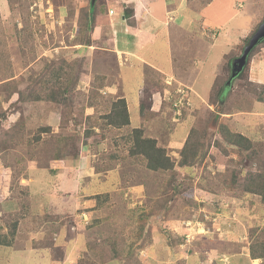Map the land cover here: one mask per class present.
<instances>
[{"label": "rangeland", "instance_id": "1", "mask_svg": "<svg viewBox=\"0 0 264 264\" xmlns=\"http://www.w3.org/2000/svg\"><path fill=\"white\" fill-rule=\"evenodd\" d=\"M127 1L95 0V10L105 4L92 34L95 44L113 38L108 27L100 26L106 24L105 11L115 9L119 16L125 15ZM214 1L187 0V12L174 23L175 41L159 48L162 56L175 55L180 66L188 64L190 72L180 76L197 83L199 96L185 86L179 89L178 93L185 91L186 105L178 116L172 102L174 82L168 84L164 76L151 71L145 79L141 70L142 122L132 106L133 122L115 128L109 126L116 120L109 116V106L113 99L125 96L117 94L122 88V72H118L122 64L112 55L101 54V44L86 50L78 45L89 35L81 27H86L85 14L87 27L92 25V0H0V117H10L0 133L21 121V116L28 117L21 129L11 133V139L3 138L9 144L0 155V178L4 177L2 187L8 192L0 203V235L8 232L14 219L20 222L14 244L0 246V264H248L251 245L258 250L263 247L264 203L257 194L242 196L238 186L252 172L263 169L264 103L258 102L249 85L254 79L251 67L246 66L232 81V88L226 83L220 98L223 105L210 95L209 86L218 76L220 83L231 78L233 61L264 21V0H218L210 9ZM206 10L222 13L215 23L211 17L201 23L200 11ZM229 13L236 16L228 20ZM202 25L220 31L221 35L212 34L219 37L213 52L206 51L211 42L192 38ZM204 33L210 36L211 31L207 28ZM196 44L202 46L193 48ZM226 45L236 52L229 67L220 61L221 47ZM260 46L264 48V42ZM116 54L126 61L125 55ZM196 54L203 60L192 67L189 63L198 59ZM82 58L84 69L73 73L86 82H80L71 102L61 107L44 102L24 105L18 103L17 94L6 100L8 84H2L12 77L21 89L31 83L33 95H43L46 81L55 73L62 76L73 66L74 70V63ZM255 59L264 60V53ZM98 76L108 79L100 91ZM196 76L197 81H192ZM40 78L42 82H37ZM138 78L134 74L124 84L138 85ZM164 82L166 97L151 100L153 88ZM197 97L205 100L198 103ZM54 111L62 119L56 135L67 140L72 156H78L69 158L73 162L66 165L65 161L54 165L51 160L58 137L43 134L44 141L30 144L47 123L57 131L58 121L49 118ZM222 127L259 145L258 162L240 159L237 150L222 139ZM135 129L156 140L157 147L175 162V171H152L143 157L132 155ZM85 131L91 133L88 144ZM191 133L201 139L207 155H201L192 169L183 170L178 163ZM6 163L12 167L4 168ZM76 227L81 240L70 248ZM77 246L80 253L74 259ZM51 255L59 259L57 263Z\"/></svg>", "mask_w": 264, "mask_h": 264}, {"label": "trees", "instance_id": "2", "mask_svg": "<svg viewBox=\"0 0 264 264\" xmlns=\"http://www.w3.org/2000/svg\"><path fill=\"white\" fill-rule=\"evenodd\" d=\"M92 4L91 6V10H93L94 14H93V18H92V25L89 23V26L87 27L88 23V14H85L84 18L86 21L85 26L86 27H81L82 30L87 29L88 30V37L86 41H83L81 43H79L78 45L82 46L84 48V50H86L87 48L93 46L95 44V42L92 39V34L95 31V27H96V20L98 17V14L100 13H104V8H105V4L99 6L96 10H95V5ZM133 11H131L129 8L125 11V18L128 19L130 17V15H132ZM81 24V23H80ZM98 43H96L95 45H97ZM101 44V45H100ZM98 44L100 45V48H106L109 50V48L111 47L107 42L105 41H101V43ZM98 50H100L98 48ZM103 51V55H112L116 58V55L113 52L110 51ZM101 51V50H100ZM261 51V46L258 47L256 50H253L252 53L249 56L248 59V63H247V68L250 67V62L253 60V58ZM236 52L234 50H231L229 47L223 46L221 48V54H220V61L225 60V67H229L230 61L235 58ZM108 55V56H109ZM231 56H233L231 58ZM114 58V59H115ZM84 61L85 59H79L76 63H74V65H76L75 69H73V67L71 68V70L69 72L64 73L62 76L60 74L55 73L52 76V79L50 81H46V85L47 87H45L44 92L47 91L46 93H44L43 95H33L34 94V86H31V83L28 84L26 87H24V89L20 88V85L18 83H16V79L15 77H12L11 79H9V81L3 83L4 84H8V90L9 92L7 93V99L8 102L10 99H12V97L17 94L18 95V103L20 104H34V103H38V102H44V103H50L51 105L54 106H58L61 107L63 106V104H65L66 102H71L72 98L74 97L75 91L78 89V86L80 84V82L83 79H79V77L77 76V73L80 71V69H84ZM116 61V59H115ZM117 62V61H116ZM49 68V67H48ZM119 68V67H118ZM120 70V68H119ZM118 70V71H119ZM77 72L76 74L73 73ZM86 73V72H85ZM87 75V73H86ZM23 76V75H21ZM241 77V76H240ZM97 80L100 83L99 85V91L101 89L104 88L105 85H108V79L107 77H96ZM218 78H220V76H218L215 79V82L213 84V87L211 89L210 95H214L215 97H217L218 103L221 104L222 100L220 101V98L223 97V95L225 94V85L227 83V81H223V82H219ZM31 79V78H30ZM22 82L25 81V77H23ZM37 82H42V78L38 79ZM82 82H86V79L83 80ZM249 82V80H248ZM51 84V86H50ZM114 84V83H113ZM249 85L251 87H254L253 90L254 92L257 93L258 95V102L260 103H264V85L263 84H256V83H252L250 82ZM1 86V85H0ZM129 87V86H128ZM131 90L126 91V94L128 96H130L131 94L134 93V90H132L133 88H135V85L133 87H129ZM217 88V89H216ZM258 88H261V91H259V93L257 92ZM123 89L125 90V88H121L122 92ZM216 92V94H215ZM124 93V92H123ZM173 97H172V101L175 102H180L183 101V98L185 96V93H178L177 91H173ZM171 96V95H170ZM176 96V97H175ZM210 99V97H209ZM198 103H202L201 98L197 97ZM143 104H140L139 109H140V119H141V115L144 112V107L142 106ZM223 105V103L221 104ZM94 106V105H93ZM110 112H109V116L111 118H114L116 120L112 121L110 123L109 126L111 127H115V128H122V127H126L129 126L131 123V115L129 113L128 110V104L125 98H119L118 100H114V101H110ZM108 116V115H107ZM9 119V117H5V116H1L0 117V132L1 129L4 128L3 126V122H7ZM28 120V117H23L21 116V121H18L16 124L12 125L10 128L8 129H4V133L1 134L0 133V155H2L3 152L6 151L7 145L9 144V141H3V138H10L11 139V133L13 131H16L17 129H21V127H23V122ZM51 133V136L54 137H58L59 139H55L54 140V150H53V155L51 157V160L53 159L54 162H62V161H68L71 162L69 160V158H77L78 156H72V151L71 149H69L68 144H67V140H63V138L61 137V135H54L52 133V128L48 127V126H41L40 127V132L39 135L37 137H34V139L32 141H30V144H40L42 141H44V135L43 134H49ZM134 133V144H133V149H132V155L133 156H137V157H143V159H145L147 161V166L150 170L152 171H160L162 173H166V172H170V171H175V162L171 161V159L166 156L165 154V150L158 148L157 147V142L156 140L152 139V138H145L143 136V131L141 129H135L133 131ZM192 134V133H191ZM187 136L186 138V142L182 148L181 151V159L180 162L178 163V166L181 167L183 170H190L193 167H195L199 161L201 160V155L203 156L202 158H204L207 155V152H204V144L201 141L200 138L195 137V134ZM90 135V136H89ZM89 136V138L91 137V133L89 131H85V135H84V142L86 144H88V139L87 137ZM221 136L222 139L224 140L225 143H227V145L235 148L237 150V155L240 157V159H244L247 158L252 162H258V156H259V149L258 146L254 143V141H252L251 139H249L247 136L241 134V133H236V132H232L229 128L227 127H222L221 128ZM46 143H50V142H46ZM84 143V144H85ZM57 144V145H56ZM219 144V143H218ZM227 154V151H225ZM32 161L35 158H32ZM262 167L263 169L259 172H252L246 179V181L241 185L238 186L239 191H241L244 195H253V194H257L261 197V200L264 203V163H262ZM6 169H8L9 167H12L10 164L6 163L5 164ZM190 176V175H189ZM4 177L0 178V203L5 201V199L7 198V190L3 189L2 187V180ZM226 189L230 190L228 187H225ZM231 191V190H230ZM97 195L94 196V199H97ZM24 208V206H22ZM19 222L20 220L18 218L14 219V221L12 223L9 224L10 229L8 230V232L6 234L0 235V246L3 247H11L14 244L15 238L17 236L18 233V227H19ZM249 252H250V257L247 260L248 264L250 260H256V259H260L262 260V264H264V243H263V247L260 246V249L258 250L255 246L251 245V247L249 248ZM53 256V255H52ZM53 261L56 262L57 259L56 257H52ZM64 259V258H63ZM63 259H60V261H63ZM58 261V262H60Z\"/></svg>", "mask_w": 264, "mask_h": 264}, {"label": "crops", "instance_id": "3", "mask_svg": "<svg viewBox=\"0 0 264 264\" xmlns=\"http://www.w3.org/2000/svg\"><path fill=\"white\" fill-rule=\"evenodd\" d=\"M216 1L218 0H215L214 3L209 5L210 9L217 4ZM126 4H127L126 10L130 7H132V10H133L132 12L133 14L130 15L128 19L125 18V15L119 16L115 9H113L114 10L113 15L109 14L110 9H107V11H105L107 12L106 18H103V19H104V22H106V24L100 25V26L108 27L109 32L112 33L113 38L110 37L109 39H103V41L107 42L111 46L109 50L103 47L100 49L102 51L104 50L105 52L107 50L110 52H113L116 55L118 63L122 64L121 68L118 65V67L120 68L118 72L120 73V75L122 72L121 86L125 88V90L123 89V92H124L123 93L122 90L120 89V91L117 94L125 95L121 97L125 98L127 101L128 110L131 115L130 117H131V123H132L133 122L132 106H134V111L138 113L139 119H140L139 106L142 103L140 102L141 93L140 94L138 93L141 92V90L139 89L142 84L141 77H140L142 76L141 70H143L142 74L145 77V79H146V73L148 71H151V72H155L156 74H158V76L160 75L161 77L164 76L162 77V79H166L168 84L170 81H173L174 84L176 85L172 89L173 91H177L181 88H184L185 86L186 89L191 90L193 93L197 94L196 92L197 83L187 81L186 78H182L180 76L181 73L190 72L188 64L180 66L179 61H176L175 55H173L172 57L171 56L165 57V55L162 56V54L159 52L160 47L162 48H166V46L169 47V43L173 42V40L175 41L176 36L172 34L175 28L174 23L176 20H179L181 17H183L184 14L187 12L188 10L187 0H129L126 2ZM108 8H111V7H108ZM221 13H218V11L214 12L213 10H211V12L206 10V11H203L202 13L200 11L199 21L203 23L204 18L208 20L211 17L209 20L215 23L218 20L217 17H219ZM232 15L236 16V14H230L231 17L229 16L230 18H228V20L233 18ZM180 22L183 24L186 23L184 19ZM219 24L223 25L222 22H220ZM207 28L211 31L210 36H206L205 33L202 34ZM211 29H212L211 25L209 26L202 25V27H197V30H199L200 33H197L196 35L192 36V38H197V40L201 39V41L206 40V41L211 42L210 47L206 49V51L208 52H213L216 46H218V44H215V41L219 37L218 38L213 37L212 34L218 33L219 35H221L218 29H217L218 31H212ZM118 31H119V37H118ZM201 46L202 45L200 44H196L193 48H198ZM115 47L117 48L116 51L114 50ZM170 47H172V45ZM262 49L260 52L264 53V48ZM186 52L187 50L184 53L187 54ZM260 52L256 56H258ZM116 53H118L121 56L125 55L126 61L125 62L121 61L119 59V56H117ZM197 57L198 59L194 62V64H191L188 61L186 62H188L189 65L193 67L199 62V60H203V58L199 57V55H197ZM255 57L250 62V67L252 68L251 76H254L253 77L254 79H251V81L252 83L264 85V81H261V80H264V60H256ZM161 63H164L166 67L161 66L160 65ZM134 74H136L137 77H139L138 85H135V88L132 89L134 90V93L128 96L126 94V91L131 90V89L128 87V85H125L124 83L127 80L126 78L133 77ZM197 78L198 77L196 76L195 77L196 80H192V81H197ZM167 83L164 82L162 86L159 84L155 89L153 88L152 91H154V93L152 94L153 98L151 100H157L158 99L157 97H162V98L166 97L165 92H164L166 87H163V85L165 86L167 85ZM212 87L213 85L209 86L210 92H211ZM135 92H137L136 100L134 98ZM136 108L138 109L136 110ZM53 115H56V116H53ZM49 118H53L58 121V123L56 122L58 125L57 131L48 123L44 126L51 127L52 133L56 135L60 132L61 127H62V119L60 117V114L54 111L50 114ZM9 120H10V117H9ZM139 121L142 122V118ZM12 125H14V123ZM72 162L73 161H71V163ZM67 163L69 164L68 161H65V165ZM55 164H61V163L54 162V165ZM49 165H52V164H49ZM86 167L87 166L84 165V169H82L84 172L88 170V168ZM4 168H5V165H4ZM55 170L57 171V169ZM56 200L57 199L54 198L51 201V204L53 205V202ZM84 216L88 218L85 215V213H84ZM75 230L76 232H73V234H71L72 236H71L70 248H73V246H76L77 244H79L81 240L80 233L78 231L79 228L76 227ZM77 247L78 249L75 253V256H72L74 259L77 258V255L80 253L79 246ZM69 256H71L70 253H69ZM52 257L53 256L51 255L50 259L53 263H55ZM63 261H60V262H63ZM250 261L258 262L262 260L256 259V260H250Z\"/></svg>", "mask_w": 264, "mask_h": 264}, {"label": "water", "instance_id": "4", "mask_svg": "<svg viewBox=\"0 0 264 264\" xmlns=\"http://www.w3.org/2000/svg\"><path fill=\"white\" fill-rule=\"evenodd\" d=\"M95 0H92L94 4ZM264 42V21L249 39L248 43L243 49V52L240 57L236 58L232 64L231 78L227 81V87L232 88V81L236 79L244 70L248 63L250 54L254 49L260 47Z\"/></svg>", "mask_w": 264, "mask_h": 264}, {"label": "clouds", "instance_id": "5", "mask_svg": "<svg viewBox=\"0 0 264 264\" xmlns=\"http://www.w3.org/2000/svg\"><path fill=\"white\" fill-rule=\"evenodd\" d=\"M111 10V9H110ZM109 10V11H110ZM113 10V9H112ZM185 91H180V93H184ZM184 100H186V99H184ZM173 103H174V109H176V111H177V114H178V116H181L182 115V107H184L185 105H186V102L185 101H180V102H175V101H172ZM175 104H178V106H175ZM190 105V103H188L187 102V105ZM75 229V228H74Z\"/></svg>", "mask_w": 264, "mask_h": 264}, {"label": "built area", "instance_id": "6", "mask_svg": "<svg viewBox=\"0 0 264 264\" xmlns=\"http://www.w3.org/2000/svg\"><path fill=\"white\" fill-rule=\"evenodd\" d=\"M109 14H110V15H113V14H114V10L111 9V10L109 11ZM175 106H178V104H175Z\"/></svg>", "mask_w": 264, "mask_h": 264}]
</instances>
